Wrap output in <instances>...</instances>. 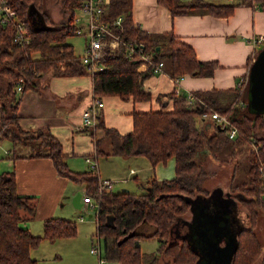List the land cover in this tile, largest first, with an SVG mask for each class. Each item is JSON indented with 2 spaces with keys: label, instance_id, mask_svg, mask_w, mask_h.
Wrapping results in <instances>:
<instances>
[{
  "label": "trees",
  "instance_id": "1",
  "mask_svg": "<svg viewBox=\"0 0 264 264\" xmlns=\"http://www.w3.org/2000/svg\"><path fill=\"white\" fill-rule=\"evenodd\" d=\"M4 1L14 10L15 20L22 24L28 37L26 42H14L13 36L17 31L14 21L4 22L0 19V138L11 141L14 154L16 142L22 132L16 112L17 102L11 89L16 83L15 80L21 78L24 90L36 89L38 78L45 72L56 74L62 71L68 75L89 72L79 56L74 54L71 44L66 41L67 36L73 34V14L81 0H60L62 15L56 22L50 20L43 6L45 0ZM157 1L166 6L172 14L201 8L214 15L224 16L228 15L235 5L215 4L205 0ZM252 1L264 9V0L242 2ZM130 6L131 0H109L101 16L114 33L119 35L121 41L135 47V52L128 55L122 42L116 48L104 52L100 59L104 65L103 69L91 73L95 95L112 94L133 100L147 98L149 94L143 90L142 81L148 72H152V68L148 65L145 70L140 69V53L149 55L155 63L162 61L164 71L171 75L174 81L184 73L212 74L215 61L198 60L192 47L174 38L172 33L157 35L139 29L132 21ZM117 16L121 17L120 25L114 22ZM40 21L43 23L39 24ZM224 92L230 91L197 90L194 94L210 107L229 113L243 134L233 139L228 138L226 131L218 128L212 121H198V108L188 104L185 96L175 91L170 93L173 106L169 110L132 111V129L126 134H120L111 127L101 126L104 137L110 140V150L104 152L98 148L100 140L97 139L95 150L100 155L142 154L152 166L157 162H165L169 156L174 158V177L161 181L152 177L147 182L149 189L140 193L128 190L99 191L96 174L90 171H74L67 166L60 142L48 129L40 128L33 134V138L41 139L38 144H21L29 145L27 156H48L59 175L77 183H85V195L97 200L95 230L102 241L106 260H118L128 264H153L155 258L152 256L150 261L142 263L139 240L155 237L160 242V253L171 254L176 264H194L198 258L197 251L186 241L177 245L178 241H170L169 237L173 223L183 217L186 209L189 210L191 206L187 198L210 194L211 189L204 187L203 182L211 171L201 169L196 161V153L205 149L214 157L221 150L228 148L234 153L238 142L243 138L251 139L255 142L256 149L250 148L251 157L245 169V176L234 184L239 193L237 200L243 203L247 224L236 235V246L230 264H252L257 259L260 264H264V252L260 255L263 250L252 230L258 208L262 206L259 194L264 190L257 168V159L264 162V112L235 110V92L229 93L225 98L222 95ZM33 198L31 195L17 192L13 171L0 174V264H37L29 251L42 239L51 241L76 233L74 221L58 217L44 219L40 235L32 234L22 227L21 220L35 212ZM109 215L112 217L111 224L107 223ZM144 224L152 225L154 230L150 233L140 231ZM125 236L126 238L121 240ZM244 236L247 237L246 241L243 240Z\"/></svg>",
  "mask_w": 264,
  "mask_h": 264
},
{
  "label": "crops",
  "instance_id": "2",
  "mask_svg": "<svg viewBox=\"0 0 264 264\" xmlns=\"http://www.w3.org/2000/svg\"><path fill=\"white\" fill-rule=\"evenodd\" d=\"M205 1L235 5L231 12L224 16L214 15L201 8L172 14L157 0H131L130 13L133 23L139 29L157 35L170 32L174 38L189 44L198 60L215 61L216 65L211 75L184 73L174 81L173 77L164 71L148 72L142 81V86L149 96L145 99L133 100L122 99L112 94L95 95L90 73L75 76L48 73L39 78V83H42L43 87L25 89L19 95L17 115L20 125L29 129H48L60 142L67 166H72L70 158L73 155H83L88 168L84 171H90V163L86 160V157L90 156L96 161V175L100 178L102 177L99 176L98 170L100 154L95 150L96 140H100L98 148L110 150V140L104 137L101 126L111 127L120 134H126L132 129V111L171 109L173 101L170 93L175 89L184 96L190 91L197 90L230 91L222 94L225 98L229 93L235 92L237 101L234 103V109L246 110V104L240 108L238 102L245 100L246 103L248 67L256 52L264 45V41L253 43V39L259 34L264 36V9L255 1L251 3H243V0ZM139 67L141 70L147 68L145 64ZM65 83H71L72 86ZM93 96L103 100V105L98 110L96 120L98 123H95L94 128L80 126L81 110ZM108 106H115L117 116L111 117ZM2 140H6V147L3 146L0 152V174L13 171L17 192L34 197L35 212L32 216L21 220L22 227L27 228L32 234L40 235L44 219L49 217L72 219L62 215L58 210L67 196L72 199L73 206L77 209L86 210L90 207L82 200V196L86 193L85 183L71 187L68 195L69 179L56 172L50 157L27 156L28 151L19 148L18 145L13 154L11 141L0 138V142ZM111 155L118 154H103L102 158ZM104 178L111 179L105 176ZM126 180L127 177L114 180L111 191L116 181ZM139 185L147 190V183L139 181ZM120 190L128 189L122 187ZM92 199L95 200L94 197ZM92 207L97 208L95 205ZM80 217L79 219L83 220V216ZM96 237V242L99 241L101 245V239ZM71 238L58 237L51 241L42 239L37 246L30 249V255L37 264H65L57 251L61 250L63 239Z\"/></svg>",
  "mask_w": 264,
  "mask_h": 264
},
{
  "label": "rangeland",
  "instance_id": "3",
  "mask_svg": "<svg viewBox=\"0 0 264 264\" xmlns=\"http://www.w3.org/2000/svg\"><path fill=\"white\" fill-rule=\"evenodd\" d=\"M44 8L50 18V20L56 22L61 18V2L60 0H45ZM66 41L72 44L73 52L76 56H80L82 51V46L86 42V36L84 34H71L67 36ZM264 46V45H262ZM262 46L260 48H262ZM259 48V49H260ZM34 53V52H33ZM36 54V53H34ZM53 72V70H52ZM51 72H45L43 74L46 75ZM55 73V72H54ZM52 75H68L64 72H58ZM77 75V74H76ZM75 76V75H70ZM41 77V76H40ZM39 77V78H40ZM36 85V89H39L40 86L43 87L42 83ZM18 80V79H16ZM15 80V81H16ZM16 84V83H15ZM15 84L12 86V92L15 95V101L19 95H21L24 91L22 89L20 92L15 91ZM66 85H71V83H65ZM24 85V84H23ZM26 89H35V88H26ZM246 111L250 112L246 109ZM17 112V110H16ZM108 113H110L111 117L117 116V110L114 107L108 106ZM236 118V116L234 115ZM198 121L203 120L199 116L197 117ZM207 121V119H205ZM18 123L19 118H18ZM97 124V123H96ZM95 126V125H94ZM91 126V128H94ZM22 132H20V139L16 142V144L21 149L29 150V145H23L21 142H28L27 144L36 145L41 139L33 138V134L37 129H29L24 128L20 125ZM243 134H240L242 136ZM247 138H243L240 142H238V148H235L234 153H231V150L224 149L221 150L218 155L212 157L205 149H201V151L196 153V161H198V165L201 166V169H207L211 171L209 177L203 182V186L208 189L216 188L215 195L219 197L220 200H226L227 197H232V200H228L229 203L219 201L217 197H214L218 207L213 208L210 199L202 197L204 200L203 205L200 207L199 213L197 214L200 219L202 217L209 218L212 220V217L222 208H227L230 210L232 215H235L234 219L231 217L229 220L233 225H244L246 226L247 222L245 220V210L243 209V203L240 200H237V196L239 193L234 188L235 182L239 181L243 176H245V169L248 167V160L251 157L250 148L255 150L254 148L255 142L253 140H246ZM105 140V139H104ZM3 146L6 147V140H2L0 142V152L3 150ZM17 146V147H18ZM105 151V150H104ZM108 151V150H107ZM205 151V153H204ZM103 155H98V170L99 176L101 179L105 177H110L111 180H117L122 177H127L125 182H115L112 188V191H120L122 187L127 188L129 192L132 193H140L145 191V189L141 188L139 185V181H143L147 183L152 177L157 181H161L163 179H170L174 177V158L169 156L165 162H157L154 166L151 165L146 156L142 154H135L129 156H120V155H111L109 157L102 158ZM70 162L72 166H68L71 170L74 171H84L87 168V164L85 163V158L83 155H73L70 158ZM257 162L259 159H257ZM263 162V161H262ZM85 167V168H84ZM137 177V178H136ZM68 195L70 194V188L76 186L78 183L70 180L68 183ZM219 187L224 193L218 194ZM230 192V193H228ZM85 193V192H84ZM230 194V196H229ZM225 196V197H224ZM260 199L262 200V206L259 207V212L256 218V222L252 227V230L257 237L259 243L261 244L262 252H264V190L259 194ZM64 204L59 206V212L66 217H71L72 219H68L74 221L76 226V233L70 240L63 239L61 244V250L57 252L62 256L61 260L65 264H98V257L95 253L90 251V247L93 243H96L97 234H96V226H95V211L96 208L90 206L87 207L86 210L83 208L77 209L75 208L72 202V199L68 196L63 201ZM221 203V204H220ZM221 205V207H220ZM258 207V206H257ZM209 211H213L211 214ZM217 213V214H218ZM79 215L83 216V220L79 219ZM194 217V214L187 210L184 213L183 217H179L176 219L175 223H173L171 231H170V241H178L177 245H182V241H186L188 244H192L193 246L201 248L204 245V241L206 238H201V245L197 244V240L200 239L197 233L190 231V222L184 223L183 220L191 221ZM199 219V222H200ZM179 221V223H178ZM228 223V222H227ZM204 224V222H203ZM214 227H210L209 230ZM154 230V227L150 224H144L140 227V231L144 233H150ZM189 232V233H188ZM247 237H243V240L246 241ZM67 240V241H66ZM160 242L157 238H141L139 240V249L143 255L142 263L150 261L151 256L155 258L153 264H176L177 262L172 258L171 254H162L159 252ZM102 248V256L103 255V244L101 241ZM177 252V249L174 250ZM108 264H128L118 260H106ZM252 264H260L259 259Z\"/></svg>",
  "mask_w": 264,
  "mask_h": 264
},
{
  "label": "built area",
  "instance_id": "4",
  "mask_svg": "<svg viewBox=\"0 0 264 264\" xmlns=\"http://www.w3.org/2000/svg\"><path fill=\"white\" fill-rule=\"evenodd\" d=\"M109 0H81L80 5L74 10L72 24L74 25L73 34H84L86 42L83 46V53L79 56L80 61L86 66V69L91 74L92 72L103 69L104 65L100 62L104 52L107 49L116 48L120 42L125 44L127 54L131 55L135 52V47L130 43L121 41L118 34L108 26L107 22L101 19L103 11L108 4ZM0 19L4 22L14 21L16 26V33L13 36V41L23 43L28 40L24 32L22 24L15 20L14 10L10 8L4 0H0ZM121 17L117 16L114 20L115 24L120 25ZM264 41V36L259 34L253 39V43L258 44ZM142 59L140 65H150L152 72H163V62H154L153 59L146 54H139ZM253 60V59H252ZM165 72V71H164ZM177 80V78H176ZM175 80V81H176ZM23 89V82L21 78L16 80L15 91L20 92ZM175 93L178 89L174 90ZM185 100L188 104L195 105L199 110V117L203 120H212L213 123L221 129L226 131L228 138H235L241 134L240 129L234 123L229 113L221 112L215 108L210 107L203 99L194 94L193 91L185 94ZM103 105V100L97 96H93L88 103L81 110L80 126H94L98 118V110ZM238 106L242 108L245 106V100H240ZM90 163V172L97 173L96 161L90 156L86 157ZM258 172L264 187V162L258 163ZM114 180L98 178V190L109 191L113 185ZM83 202H87L89 206L97 207V200H93L90 195L82 196ZM82 218V216L80 217ZM90 251L95 253L98 257V264H108L105 257L102 256V248L97 241L90 247Z\"/></svg>",
  "mask_w": 264,
  "mask_h": 264
},
{
  "label": "water",
  "instance_id": "5",
  "mask_svg": "<svg viewBox=\"0 0 264 264\" xmlns=\"http://www.w3.org/2000/svg\"><path fill=\"white\" fill-rule=\"evenodd\" d=\"M42 23L43 21H40L39 24H42ZM245 104H246V109L249 110L250 112H254V113L264 112V46H262V48H260L256 52L253 60L251 61L248 67L247 85H246V103ZM147 189H149L148 186H147ZM215 190L216 188L211 189L210 194L208 196L196 195L193 198H187V200L191 202V206L189 210L194 214V217L192 218V220L197 222L200 226V229H199L200 232L196 230H194L193 232L197 233L198 236H200L199 237L200 239L202 238L201 233H203V237L206 238V240L204 241L205 247H208L209 244H216L217 240L219 239V236L220 235L221 237L225 236V232L227 231V229L229 230L230 228L229 226H231V221L229 220V218L232 217V214L230 210H228L227 208H222L221 205L220 207L222 209L219 210V213L217 212L218 214L216 213L212 217L211 221L209 220V218L202 217L200 219V217L197 216V214L199 213L200 207L204 203V200H202V197L210 199L213 205V208L218 207L216 201L214 200V197H217L219 199V197L215 195ZM220 193L223 194L224 192L219 187L218 194ZM224 194L228 195L226 194V192ZM76 196H78V194H76ZM228 200H232V197L231 196L230 198L227 197L226 200L219 199L220 202L223 201V202H226V204L229 203ZM209 212L211 214L213 211H209ZM199 219H200V222H199ZM192 220L191 221L184 220V222L189 223V222H192ZM107 223H110V224L112 223V217L110 215L107 216ZM210 227H214V228H211L209 230ZM243 227L245 226L241 224L238 225L237 227L238 229L236 230L237 231L236 235L239 232V230ZM128 235H131V234H128ZM236 235H235V239L233 243H231V245H228L227 247L228 248L227 256H225V253H223V255L220 257L219 260L215 258L217 254H214V256H211V257L208 256L207 253L204 254L203 245L201 248L197 249V247L193 246L192 244H189L198 253L197 261L194 264H201V259L203 258L201 256L202 253H203V256L205 255L207 258V262H205L204 264H210L211 261H212V264H230L231 256L236 246V239H237ZM125 238L126 236L123 237L121 240ZM200 239L197 240V244H200Z\"/></svg>",
  "mask_w": 264,
  "mask_h": 264
},
{
  "label": "flooded vegetation",
  "instance_id": "6",
  "mask_svg": "<svg viewBox=\"0 0 264 264\" xmlns=\"http://www.w3.org/2000/svg\"><path fill=\"white\" fill-rule=\"evenodd\" d=\"M232 217L234 219L235 215H232ZM183 222H184V220H183ZM178 223H179V221H178ZM229 227H230L229 230L227 229V231L225 232V236H222V237H221V235L219 236V239L217 240L216 244H209L208 247H205V244L203 245L204 254L207 253L208 256H210V257L214 256V254H217L215 256V258L218 259V260L223 255V253H225V256H227V251H228L227 247H228V245H231V243H233V241L235 239L236 232H237L236 230L238 229L237 228L238 226L237 225H233L232 223H231V226H229ZM199 229H200L199 224L192 220V222H190V231H191V233L194 230L200 232ZM201 236L203 237V233H201ZM200 242H201V239H200ZM200 245H201V243H200ZM204 247H205V249H204ZM201 256L203 257V258L201 257L202 259L200 258L201 259V264H204L205 262H207V258H206L205 255L203 256V253H202ZM210 264H212V261H211Z\"/></svg>",
  "mask_w": 264,
  "mask_h": 264
},
{
  "label": "bare ground",
  "instance_id": "7",
  "mask_svg": "<svg viewBox=\"0 0 264 264\" xmlns=\"http://www.w3.org/2000/svg\"><path fill=\"white\" fill-rule=\"evenodd\" d=\"M104 14V13H103Z\"/></svg>",
  "mask_w": 264,
  "mask_h": 264
}]
</instances>
